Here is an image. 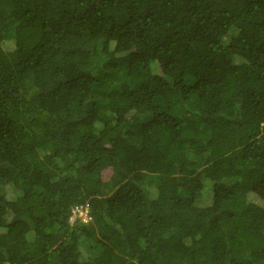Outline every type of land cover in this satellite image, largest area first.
Masks as SVG:
<instances>
[{
    "label": "trees",
    "instance_id": "obj_1",
    "mask_svg": "<svg viewBox=\"0 0 264 264\" xmlns=\"http://www.w3.org/2000/svg\"><path fill=\"white\" fill-rule=\"evenodd\" d=\"M0 264H264V0H0Z\"/></svg>",
    "mask_w": 264,
    "mask_h": 264
},
{
    "label": "rangeland",
    "instance_id": "obj_2",
    "mask_svg": "<svg viewBox=\"0 0 264 264\" xmlns=\"http://www.w3.org/2000/svg\"><path fill=\"white\" fill-rule=\"evenodd\" d=\"M78 215H80L81 217H83L84 216V214L83 213H79ZM73 218V216L71 217V219Z\"/></svg>",
    "mask_w": 264,
    "mask_h": 264
}]
</instances>
